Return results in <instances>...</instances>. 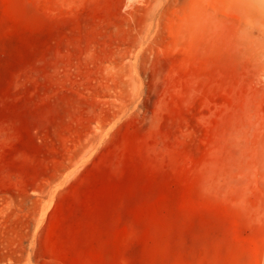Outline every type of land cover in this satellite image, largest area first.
<instances>
[{
	"label": "rangeland",
	"instance_id": "obj_1",
	"mask_svg": "<svg viewBox=\"0 0 264 264\" xmlns=\"http://www.w3.org/2000/svg\"><path fill=\"white\" fill-rule=\"evenodd\" d=\"M0 264H264V0H0Z\"/></svg>",
	"mask_w": 264,
	"mask_h": 264
}]
</instances>
